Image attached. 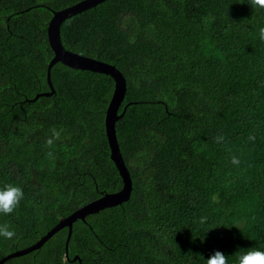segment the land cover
<instances>
[{
	"label": "trees",
	"instance_id": "1",
	"mask_svg": "<svg viewBox=\"0 0 264 264\" xmlns=\"http://www.w3.org/2000/svg\"><path fill=\"white\" fill-rule=\"evenodd\" d=\"M83 0H0V188L24 198L0 215V260L61 219L123 188L111 160L110 76L52 69L49 9ZM264 7L250 0H107L67 19L64 47L127 79L117 122L133 181L126 203L78 220L5 264H206L264 249ZM238 163H233V159ZM76 256L80 260L74 261Z\"/></svg>",
	"mask_w": 264,
	"mask_h": 264
},
{
	"label": "water",
	"instance_id": "2",
	"mask_svg": "<svg viewBox=\"0 0 264 264\" xmlns=\"http://www.w3.org/2000/svg\"><path fill=\"white\" fill-rule=\"evenodd\" d=\"M105 1L107 0H83L69 8L60 11L49 9L52 12L53 17L48 24V41L54 53V57L50 61L47 68V84L49 91L37 94L32 101L35 102L42 97H51L55 95L56 91L52 83V69L57 64H62L74 70L90 71L93 73L111 76L114 80L115 86L112 98L106 110L105 127L110 148V157L115 164L120 177L122 178L123 188L116 193L103 194L102 197L78 209L67 218L61 219L60 222L37 243L28 248L15 251L7 255L0 260V264H5L9 260L28 255L36 250H40L58 232L66 228L68 229V235L65 243V254L67 260H70L68 255V246L72 236L74 223L78 220L85 221L86 217L89 215L97 214L105 209L122 205L131 198L133 191V181L130 171L123 158L116 132L117 122L125 115L128 107L131 104H134L128 103L124 107L123 112L119 114V110L127 93V79L123 73L117 69L116 66L67 51L61 41V26L67 19L72 18L77 14H81L84 11L90 10ZM76 260L81 261L79 256L74 258V261Z\"/></svg>",
	"mask_w": 264,
	"mask_h": 264
},
{
	"label": "clouds",
	"instance_id": "3",
	"mask_svg": "<svg viewBox=\"0 0 264 264\" xmlns=\"http://www.w3.org/2000/svg\"><path fill=\"white\" fill-rule=\"evenodd\" d=\"M250 5L253 8L264 7V0H250ZM60 11V10H59ZM259 39L264 41V27L259 29ZM233 163H238L235 158ZM24 198V191L16 185H4L0 188V215H9L14 213ZM15 232L10 229L6 223H0V237L4 239H12ZM229 256H226L221 251H216L206 260V264H229ZM232 264H264V249L250 248L246 251H241L231 257Z\"/></svg>",
	"mask_w": 264,
	"mask_h": 264
},
{
	"label": "bare ground",
	"instance_id": "4",
	"mask_svg": "<svg viewBox=\"0 0 264 264\" xmlns=\"http://www.w3.org/2000/svg\"><path fill=\"white\" fill-rule=\"evenodd\" d=\"M61 41H62V39H61ZM63 44V43H62ZM64 46V45H63ZM66 49V48H65ZM67 50V49H66ZM67 51H69V50H67ZM71 52V51H70ZM74 53V52H73ZM54 54V53H53ZM77 54V53H76ZM80 55V54H79ZM83 56V55H82ZM86 57V56H85ZM88 58H91V57H88ZM92 59H94V58H92ZM94 60H97V59H94ZM97 61H99V60H97ZM98 74V73H97ZM103 75H105V74H103ZM106 76H108V75H106ZM111 77V76H110ZM112 78V77H111ZM124 204V203H123ZM120 206V205H119Z\"/></svg>",
	"mask_w": 264,
	"mask_h": 264
}]
</instances>
